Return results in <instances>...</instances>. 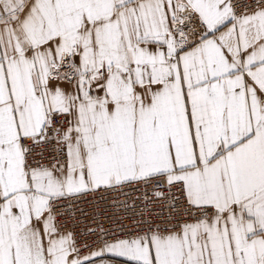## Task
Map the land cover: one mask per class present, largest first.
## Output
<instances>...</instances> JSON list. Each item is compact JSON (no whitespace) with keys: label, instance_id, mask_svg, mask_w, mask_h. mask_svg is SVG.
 <instances>
[{"label":"snow or ice","instance_id":"snow-or-ice-1","mask_svg":"<svg viewBox=\"0 0 264 264\" xmlns=\"http://www.w3.org/2000/svg\"><path fill=\"white\" fill-rule=\"evenodd\" d=\"M0 264H264V0H0Z\"/></svg>","mask_w":264,"mask_h":264}]
</instances>
